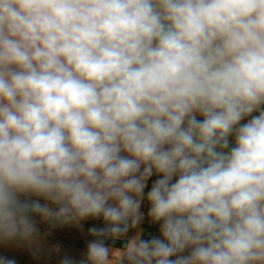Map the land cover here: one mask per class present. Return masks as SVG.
I'll list each match as a JSON object with an SVG mask.
<instances>
[{
    "label": "clouds",
    "instance_id": "9594fccd",
    "mask_svg": "<svg viewBox=\"0 0 264 264\" xmlns=\"http://www.w3.org/2000/svg\"><path fill=\"white\" fill-rule=\"evenodd\" d=\"M89 220L58 264H264V0H0V247Z\"/></svg>",
    "mask_w": 264,
    "mask_h": 264
},
{
    "label": "crops",
    "instance_id": "0c3cea01",
    "mask_svg": "<svg viewBox=\"0 0 264 264\" xmlns=\"http://www.w3.org/2000/svg\"><path fill=\"white\" fill-rule=\"evenodd\" d=\"M144 211H147V205H145ZM94 223H99V221L89 220L85 222L83 230L75 226L57 228L47 236L43 250L38 254L23 247H0V255L15 257L17 264H58L64 253L79 256L85 248L86 240L89 238L87 228ZM46 227V225H41L42 231ZM143 227L147 232L158 234V226L150 225L147 220L144 222ZM57 245L59 250L56 249ZM117 247H119V242H117Z\"/></svg>",
    "mask_w": 264,
    "mask_h": 264
}]
</instances>
